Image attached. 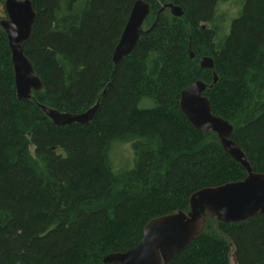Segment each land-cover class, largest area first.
<instances>
[{
	"label": "trees",
	"instance_id": "1",
	"mask_svg": "<svg viewBox=\"0 0 264 264\" xmlns=\"http://www.w3.org/2000/svg\"><path fill=\"white\" fill-rule=\"evenodd\" d=\"M30 1L37 19L24 51L43 82L32 100H18L0 28V264H104L136 248L153 219L188 213L195 193L244 180L218 136L200 134L180 109L182 92L213 84L214 72L218 82L204 96L233 126L231 139L254 173L264 174V0H243L227 32L219 8L233 0H143L149 32L117 66L114 52L138 0ZM167 4L183 18L158 17ZM206 57L214 72L200 67ZM98 103L85 126H55L40 107L83 114ZM115 143L131 145V169L115 170ZM231 259L264 264L263 216L209 219L168 264Z\"/></svg>",
	"mask_w": 264,
	"mask_h": 264
},
{
	"label": "water",
	"instance_id": "2",
	"mask_svg": "<svg viewBox=\"0 0 264 264\" xmlns=\"http://www.w3.org/2000/svg\"><path fill=\"white\" fill-rule=\"evenodd\" d=\"M4 9L7 17L0 20V28L7 37L11 52L17 97L20 102L29 101L34 93L43 89V82L24 51V45L31 39L37 14L30 0H5ZM165 11H170L178 19L184 16L180 7L167 4L158 17ZM150 14L151 8L147 2H135L114 52V66L129 57L141 36L149 32L144 31V25ZM190 57L192 60L195 58L192 49ZM200 66L204 70H215V62L209 57L203 58ZM217 82L218 76L214 74L211 86L201 81L189 86L181 94L180 109L189 124L200 134L214 133L218 136L225 152L246 171L247 177L239 182L195 193L190 198L188 213L179 212L153 219L143 229L142 241L136 248L123 254H111L104 259V264H168L201 237L209 219L237 224L258 215L264 217V174L254 173L242 149L231 139L233 126L213 114L211 103L204 96ZM40 107L55 126H85L94 121L99 103L83 114L62 113Z\"/></svg>",
	"mask_w": 264,
	"mask_h": 264
},
{
	"label": "rangeland",
	"instance_id": "3",
	"mask_svg": "<svg viewBox=\"0 0 264 264\" xmlns=\"http://www.w3.org/2000/svg\"><path fill=\"white\" fill-rule=\"evenodd\" d=\"M242 1L243 0H233L219 8L218 24L223 26L226 32L229 30L232 20L238 17L237 15L240 12ZM0 19H6V13L3 7H0ZM206 27L209 28L208 25H206ZM148 28V25L144 26V30ZM111 162L118 172L131 169L134 165V154L131 145L115 143L111 151ZM231 264H235L233 259H231Z\"/></svg>",
	"mask_w": 264,
	"mask_h": 264
},
{
	"label": "flooded vegetation",
	"instance_id": "4",
	"mask_svg": "<svg viewBox=\"0 0 264 264\" xmlns=\"http://www.w3.org/2000/svg\"><path fill=\"white\" fill-rule=\"evenodd\" d=\"M7 17V16H6ZM202 28L203 29H208L207 27H206V25H204V26H202ZM203 59V58H202ZM202 59L200 60V63H201V61H202ZM214 60V59H213ZM215 62V61H214ZM201 67V66H200ZM204 70V69H203ZM210 71V70H209ZM213 72V71H212ZM214 74H216L215 72H214ZM214 74H213V76H214ZM207 85V84H206ZM212 85V84H211ZM211 85H208V86H211ZM215 86V85H214Z\"/></svg>",
	"mask_w": 264,
	"mask_h": 264
}]
</instances>
